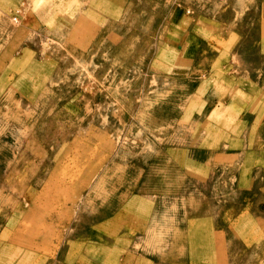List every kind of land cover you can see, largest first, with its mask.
<instances>
[{
	"label": "rangeland",
	"instance_id": "1",
	"mask_svg": "<svg viewBox=\"0 0 264 264\" xmlns=\"http://www.w3.org/2000/svg\"><path fill=\"white\" fill-rule=\"evenodd\" d=\"M263 15L0 0V264L264 263V121L230 106L264 105Z\"/></svg>",
	"mask_w": 264,
	"mask_h": 264
},
{
	"label": "crops",
	"instance_id": "2",
	"mask_svg": "<svg viewBox=\"0 0 264 264\" xmlns=\"http://www.w3.org/2000/svg\"><path fill=\"white\" fill-rule=\"evenodd\" d=\"M261 22H262L261 25H262L263 34H261V40H260L259 43H260L261 49H262V51L264 53V15H263V18H262V21ZM247 87L248 86L245 85V84H243L242 81H239V77H238V90L240 91V93H242V96L244 98L243 99L242 98H236L235 100L232 99L231 100V103H230V106L236 110V113L238 114V118H240V119L242 118L243 120H245L247 122L253 121V123H258V122L259 123H262L264 121V105L263 106L256 105V107H252V108L250 107L251 105H255L252 102V100L256 97V94H257L256 92H258L259 94H261L260 93V90H259V88H257L258 87L257 85L251 84V88L250 87L249 88L251 90V93H253V95L255 96V97H253L250 94L243 93L241 91L242 89L244 90ZM204 89H205L204 86H201L200 89H199V91H197L198 93H197V95L195 97L198 98V96L201 95L202 92H204ZM258 102L261 103L262 101H258ZM211 111L209 112L210 115L208 114L209 116H207V117H211L212 115H214L213 113H215V112H213V111L211 112ZM245 121H243V122H245ZM222 155L225 157L226 160H229L230 153L229 154L224 153ZM254 165H258V164L256 163ZM260 169H264V168L260 167ZM263 182H264V179H263ZM256 183H257V178H255V179L252 180L251 186L249 187V190ZM260 192L262 194L264 193V185L261 186ZM215 232H216L215 233L216 234V240L218 241V244H217L218 247L217 248H221L222 249V247L225 245V242L222 241L224 239L223 237L226 236L229 233V231L228 230L227 231H223V230L222 231L221 230L216 231L215 230ZM261 239L264 240V233L262 234ZM219 241H220V243H219ZM261 245L262 244H259V248H258V253L259 254H262V248H264V244H263V247H261ZM226 248H227V246H226ZM129 258H132V260L133 259L136 260V264L137 263L139 264V263H142V262H143L142 264H152L151 262H153V261L144 262L142 260H139L138 257H137V255H135V254H130L127 257V260H129ZM260 260H262V258L259 259V261ZM261 263L264 264L263 261H261ZM93 264H95V263H93Z\"/></svg>",
	"mask_w": 264,
	"mask_h": 264
}]
</instances>
